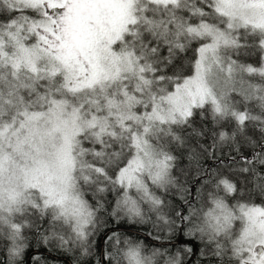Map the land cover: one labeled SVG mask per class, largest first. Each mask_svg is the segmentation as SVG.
Instances as JSON below:
<instances>
[{"label":"snow or ice","instance_id":"obj_1","mask_svg":"<svg viewBox=\"0 0 264 264\" xmlns=\"http://www.w3.org/2000/svg\"><path fill=\"white\" fill-rule=\"evenodd\" d=\"M62 260L264 264V0H0V264Z\"/></svg>","mask_w":264,"mask_h":264},{"label":"trees","instance_id":"obj_2","mask_svg":"<svg viewBox=\"0 0 264 264\" xmlns=\"http://www.w3.org/2000/svg\"><path fill=\"white\" fill-rule=\"evenodd\" d=\"M123 228H127L128 226L127 225H122ZM147 229L144 230V232H146ZM144 232L141 233V239H144L145 236H144ZM148 243H152V241L150 239H148L147 241ZM61 264H67V261L66 260H62Z\"/></svg>","mask_w":264,"mask_h":264}]
</instances>
